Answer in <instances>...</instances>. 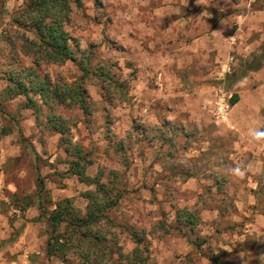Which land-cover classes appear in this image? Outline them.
<instances>
[{
	"label": "rangeland",
	"instance_id": "obj_1",
	"mask_svg": "<svg viewBox=\"0 0 264 264\" xmlns=\"http://www.w3.org/2000/svg\"><path fill=\"white\" fill-rule=\"evenodd\" d=\"M78 1L66 25L76 60L36 67L13 20L26 0H0V264H64L47 254L39 177L48 213L71 198L85 214L88 192L105 200L114 223L102 235L132 255L133 231L146 264H264V93L251 73L226 81L251 54L264 66V0ZM11 77L41 110L1 97ZM45 77L82 85L87 110L45 105Z\"/></svg>",
	"mask_w": 264,
	"mask_h": 264
},
{
	"label": "trees",
	"instance_id": "obj_2",
	"mask_svg": "<svg viewBox=\"0 0 264 264\" xmlns=\"http://www.w3.org/2000/svg\"><path fill=\"white\" fill-rule=\"evenodd\" d=\"M74 5L81 6L78 0H26L24 8L20 9L13 18L14 23L19 30H23L20 40L21 53L29 57L32 63L39 67L42 64L62 65L67 61H75V50L71 46V35L66 30V25L71 21L72 9ZM28 28V30H27ZM32 34V35H29ZM12 46H15L11 42ZM260 53L264 54V45ZM264 59V56H263ZM243 69L239 75L236 72L228 74L226 81L231 82L233 86L247 73L256 72L263 66L261 60L256 59V55L251 54L247 60H244ZM41 86L35 89V94L39 95L45 105L50 104V99L66 102H76L81 109L87 110V100L84 96L85 90L82 85H65L61 89L50 78L45 77ZM12 86H8L1 94L2 98L8 101L16 97L26 95L28 108L42 109L35 99L29 97V89L24 82L11 77ZM240 100L238 93H233L229 103L231 106L237 104ZM3 103H0V112L3 114ZM27 108V107H26ZM50 123L58 127V119L53 117ZM13 132L11 127H4L1 130L2 135H9ZM58 132L63 133L61 127ZM21 134V132H19ZM23 139V135H21ZM79 166V165H78ZM81 176H83L80 171ZM85 177H82V179ZM47 194V195H46ZM89 203L86 213L83 214L77 209L71 198H65L54 203V209L49 213L47 205L43 202L48 196V191L44 180L38 178L37 198L39 199L38 208L41 211L40 218L44 216L50 223V237L47 241V254L49 257H58L62 263L69 264L68 254L75 252L83 264H130L133 257L139 258V263L146 264L142 250L139 246L140 240L137 235L130 230L133 238L136 240L137 247L132 255L122 253V248L118 243L111 241L106 235H102L103 225L113 224V220L106 214L109 210V204L105 200H99L96 194L88 192ZM93 195V197H91ZM13 196H16L14 194ZM47 201V200H46ZM32 205L22 207L27 210ZM188 221L185 225L190 226L195 216L188 211ZM64 226V227H63ZM64 229H61V228ZM197 246H199L197 244ZM212 264H217L218 257H211ZM138 264V263H135Z\"/></svg>",
	"mask_w": 264,
	"mask_h": 264
},
{
	"label": "crops",
	"instance_id": "obj_3",
	"mask_svg": "<svg viewBox=\"0 0 264 264\" xmlns=\"http://www.w3.org/2000/svg\"><path fill=\"white\" fill-rule=\"evenodd\" d=\"M261 69H263L262 71H256V72H250L251 74H252V78H251V76L250 77H246L247 78V81L249 82V83H251V85H252V88H253V90H259V91H261L262 93H264V66H262L261 67ZM245 78V79H246ZM257 80V81H256ZM240 81V80H239ZM238 81V82H239ZM254 84V85H253ZM255 85H257V86H255ZM238 94H239V91H238ZM240 101V100H239ZM239 103V102H238ZM237 103V104H238ZM237 104H235V105H237ZM234 105V106H235ZM258 110H260V108L258 107ZM263 123V126H264V122H262ZM13 133V132H12ZM10 136L12 135L11 133L9 134ZM9 135H3V136H9ZM264 149V148H263ZM264 154V153H263ZM2 172H0V188H1V186H2V182H3V175L1 174ZM31 208V207H30ZM4 225H7L6 223H4ZM27 225H29V223H27ZM3 226V225H2ZM8 227H10V225H7ZM2 234H5V231L2 229L1 231H0V235H2Z\"/></svg>",
	"mask_w": 264,
	"mask_h": 264
},
{
	"label": "clouds",
	"instance_id": "obj_4",
	"mask_svg": "<svg viewBox=\"0 0 264 264\" xmlns=\"http://www.w3.org/2000/svg\"><path fill=\"white\" fill-rule=\"evenodd\" d=\"M257 135H260V134L258 133ZM231 171L234 175H237V176L243 175L242 171L239 168L232 169Z\"/></svg>",
	"mask_w": 264,
	"mask_h": 264
}]
</instances>
